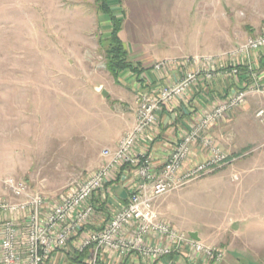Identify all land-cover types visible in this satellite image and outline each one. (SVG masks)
I'll use <instances>...</instances> for the list:
<instances>
[{"label":"rangeland","instance_id":"obj_1","mask_svg":"<svg viewBox=\"0 0 264 264\" xmlns=\"http://www.w3.org/2000/svg\"><path fill=\"white\" fill-rule=\"evenodd\" d=\"M98 3L0 0V198L11 200L6 177L24 180L51 200L64 196L71 182L100 164L103 146L131 121L142 85L134 73L129 79L123 72L119 83L107 71L110 22ZM108 3L123 19L120 34L134 63L217 55L264 33V0ZM225 118L213 138L236 159L158 197L164 206L157 209L186 233L221 236L224 245L230 239L248 249L247 227L233 233L228 218L240 217V204L247 219L255 210L264 216V96L250 94ZM232 173L240 179L232 180Z\"/></svg>","mask_w":264,"mask_h":264},{"label":"built area","instance_id":"obj_2","mask_svg":"<svg viewBox=\"0 0 264 264\" xmlns=\"http://www.w3.org/2000/svg\"><path fill=\"white\" fill-rule=\"evenodd\" d=\"M261 53L264 33L249 36L221 54L165 57L153 62L152 69L168 74L169 79L155 87L146 79L136 96L133 124L120 135L114 149L101 150L103 163L84 179L71 182L64 196L51 200L33 193L24 180L4 178L3 187L11 200L0 198V264H53L58 253L85 249L89 252L83 264H99L105 254L124 259L132 253L140 257L141 264H177L181 254L191 260L200 257L208 264L219 263L225 255L223 247L191 238L161 218L154 202L236 159L216 145L212 129L229 112L243 106L250 94L264 96V69L252 64ZM244 65L250 76L246 87L234 85L202 107L189 129L171 144L161 168L156 169L152 155L137 143L158 123L163 108L188 101L192 92L206 90L217 80L232 78L237 84ZM262 114L263 110L257 113ZM196 150L207 153L204 161H192ZM121 167L134 173L128 199L106 217L99 215L100 221L94 224L98 216L92 196L96 193L106 199L104 187Z\"/></svg>","mask_w":264,"mask_h":264},{"label":"crops","instance_id":"obj_3","mask_svg":"<svg viewBox=\"0 0 264 264\" xmlns=\"http://www.w3.org/2000/svg\"><path fill=\"white\" fill-rule=\"evenodd\" d=\"M125 47L130 53V50L126 44ZM136 61L140 63L141 68H143L142 76L140 75L139 77L141 79L140 84L142 85L141 87L142 89L143 87H145L144 83L146 79H148L151 82L150 87H155L156 85L163 84L169 79L170 76L168 74L155 72L152 69L151 65L156 60L150 62L149 64H147L144 59L143 60L139 59ZM252 64L255 67L257 66L260 67L258 68V70L264 69V54L261 53L260 55H257L252 60ZM123 72H124V76L127 75L125 77L132 79L133 73L131 71L126 70ZM246 76L247 74H241L239 77V82L237 84L234 83L232 78H230L227 84L224 85H223L224 81H221L222 82L221 84H218L217 81L219 80L214 81V83L211 84L209 88H207L206 90L197 89L196 91L192 92L188 101L185 102L178 101V102H174V104L171 106L164 107L159 115L158 123L154 125L152 128H150L140 138V140L137 143V147L140 149L147 150L153 157L154 167L156 169L161 168V165L165 160L166 154L171 148V144H174L189 129L190 125L195 121L201 108L204 106H208L210 103L214 102V100L219 98L223 94V92H225L227 89L232 88L234 85L235 86L237 85L238 87H242L245 85V83L248 84L249 80H247L248 78ZM120 77L121 76L119 75L117 81L119 83L122 82ZM262 83H264V80ZM134 115H135V109L133 116H131L132 117L131 121L129 123H126L122 133L133 124ZM227 115L225 117H227ZM218 124L213 127L212 131L217 130ZM215 131L212 132L213 133L212 135L217 136L215 134ZM120 135L118 137H120ZM117 140L118 139L115 140L113 139L111 142L108 141L109 144L104 145L103 148L114 149ZM206 154L207 153L205 151L196 150L193 153L192 161L202 162L206 159L207 157ZM103 161L104 160L100 155V164L98 166H100L103 163ZM231 165L233 166V168L235 167L234 164ZM231 165H229L228 167H230ZM247 171L248 170L241 168L240 170L241 175L242 176L246 175ZM234 176L237 177L236 178L237 181L240 179L239 173H232V180H235L233 179ZM133 181H134V173L133 170H131V168L129 167H121L119 168V170L112 173V177L110 181L104 187V195H106L107 198L102 199L101 195L96 193L92 196L91 202L97 208V216H98L94 218V222H93L94 224L100 221L98 219L99 215L102 217H106L107 213L114 211L116 208L126 203L128 199V192L131 189V185ZM157 204H158V209L159 208L163 209L162 207L164 206L163 199L160 200L158 198L154 202L155 209L158 212V214L161 216L159 210L157 209ZM251 205L253 206V208H257V206H259L260 203H256L254 200V203H252ZM240 207H242L241 204L239 205L238 209H235L240 217L228 218V226L233 233H239L243 229V227H247L248 230L247 235L249 241L248 249L242 247L238 248L234 246V241L230 239L228 241H224V243L225 242L227 243L226 245H224L222 241L223 238L221 236L213 237L210 236L209 234H204V237H201L199 233L196 231H189V232H195L199 240L205 243L206 245H215V246L217 245L225 249L224 258L217 264H264V216L260 214L259 210H255L254 217L248 215V219H247L244 215H242ZM161 218L167 220V218H164L163 216H161ZM168 219L171 221L170 218ZM241 234L242 232H240L239 235ZM76 252L78 251L71 250L66 253H62V252L58 253L54 256V260L52 261V263L53 264H83L82 261L85 259L87 255L85 257H82L80 259V262L71 261L70 259L71 256H73ZM141 263L142 260L135 253L128 255L124 259L114 258L109 254H105V256L99 261V264H141ZM147 264H152V263L149 261L147 262ZM177 264H208V263L204 262L200 257L196 258L195 260H191L181 254L177 257Z\"/></svg>","mask_w":264,"mask_h":264},{"label":"trees","instance_id":"obj_4","mask_svg":"<svg viewBox=\"0 0 264 264\" xmlns=\"http://www.w3.org/2000/svg\"><path fill=\"white\" fill-rule=\"evenodd\" d=\"M98 9L103 15L108 16L110 22V30L107 35L106 43L107 47L105 50V60H106V69L113 77L114 81L117 82L119 75L123 71H131L134 73L139 80H141L140 74L143 72L140 63H134L129 59V52L125 47V44L121 38V28H122V17H118L111 10L108 0H98ZM241 74H247V80L250 81L248 66L244 65L240 67ZM240 74V75H241ZM247 83H245L242 88H245ZM89 252V249H85L82 252H76L71 256V261H79L82 257H85Z\"/></svg>","mask_w":264,"mask_h":264},{"label":"water","instance_id":"obj_5","mask_svg":"<svg viewBox=\"0 0 264 264\" xmlns=\"http://www.w3.org/2000/svg\"><path fill=\"white\" fill-rule=\"evenodd\" d=\"M101 96L105 97L107 95V92L106 90L102 89L101 90ZM191 238L195 239V240H199V238L196 236V233L195 232H188L187 233Z\"/></svg>","mask_w":264,"mask_h":264}]
</instances>
